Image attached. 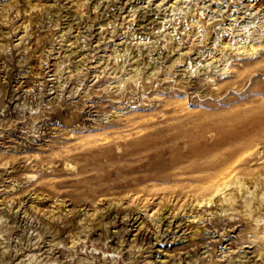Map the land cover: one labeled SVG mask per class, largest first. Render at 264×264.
Masks as SVG:
<instances>
[{
    "label": "rangeland",
    "instance_id": "374dc122",
    "mask_svg": "<svg viewBox=\"0 0 264 264\" xmlns=\"http://www.w3.org/2000/svg\"><path fill=\"white\" fill-rule=\"evenodd\" d=\"M78 3L0 0V264H264V0Z\"/></svg>",
    "mask_w": 264,
    "mask_h": 264
},
{
    "label": "bare ground",
    "instance_id": "6f19581e",
    "mask_svg": "<svg viewBox=\"0 0 264 264\" xmlns=\"http://www.w3.org/2000/svg\"><path fill=\"white\" fill-rule=\"evenodd\" d=\"M78 2H79L78 4H81V3L85 4V0H78ZM194 24L198 25L197 22H194ZM195 27L199 31L201 28L204 27V25H202L200 27L199 26L198 27L195 26ZM258 44H260V43H258ZM222 45H218V46L220 47ZM228 45H229V47L226 45L228 47V49L230 48V49H233V51H237L236 55L240 56V57L246 56L248 59H250L251 57H253L255 54L258 53L257 49L255 48L258 45H256L254 40L252 42H249L248 38H244L241 41L232 42L231 44H228ZM223 51H224V49H223ZM227 51H229V50H227ZM211 59L214 60L213 58H211ZM122 65H124V64H122ZM225 65H229L228 61H227V64H225ZM120 67H122V66H120ZM125 68H124V70H125ZM234 70H236V68ZM115 72H116V70H115ZM141 133H142V130H140V129L136 132L137 135L141 134ZM143 138H144V136L139 138V140L138 139H136V141L132 140L133 141L132 145L134 143L143 142L144 141ZM211 156L212 155L201 156L200 158H197V159H194L191 161V163L188 167L189 168L188 173L191 176H193V179L190 180V184L187 187L188 192L196 197V199H194V200L197 201L198 206H202L205 208L213 207L214 203H215V197H217V196L220 197V200L219 199L218 200L221 201L223 204L229 203L228 205L231 206L236 202V199H237L236 194H235L236 192L234 193V190H233L232 193H231V191H228V193H227L226 190L232 186L235 187L236 191L237 190L238 191L243 190L244 186H245V182H244L245 179L242 177H239L235 174V169H234V166L231 162L222 161L223 159L222 160L215 159L216 156L215 157L214 156L211 157ZM186 173H187V171H186ZM263 196H264V193H263ZM261 199H263V198H261ZM250 200L253 201L252 199L246 200V202L244 203L245 207L248 208L251 206L252 202ZM228 205H226V206L228 207ZM226 212H228V211L226 210ZM193 218L194 219L199 218V220L202 219L201 215L200 216L199 215L194 216ZM253 222H254V226H255L254 227V233L256 235V238H259L261 240V242H262L261 248L264 249V236L261 235L262 233L260 231L258 232V228L260 225L259 224V222H260L259 217L254 216ZM252 231H253V229H252Z\"/></svg>",
    "mask_w": 264,
    "mask_h": 264
}]
</instances>
